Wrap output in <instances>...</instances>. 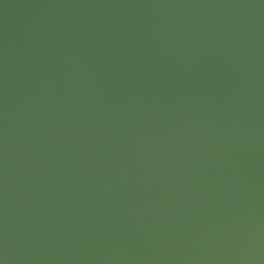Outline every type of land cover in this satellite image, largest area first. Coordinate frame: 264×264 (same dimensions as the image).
Segmentation results:
<instances>
[{
	"label": "water",
	"instance_id": "1",
	"mask_svg": "<svg viewBox=\"0 0 264 264\" xmlns=\"http://www.w3.org/2000/svg\"><path fill=\"white\" fill-rule=\"evenodd\" d=\"M0 264H264V0H0Z\"/></svg>",
	"mask_w": 264,
	"mask_h": 264
}]
</instances>
